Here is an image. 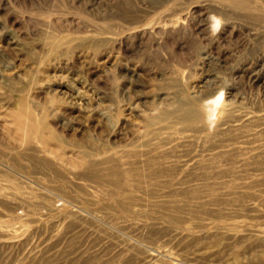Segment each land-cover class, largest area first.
<instances>
[{"label": "rangeland", "instance_id": "1", "mask_svg": "<svg viewBox=\"0 0 264 264\" xmlns=\"http://www.w3.org/2000/svg\"><path fill=\"white\" fill-rule=\"evenodd\" d=\"M0 264H264V0H0Z\"/></svg>", "mask_w": 264, "mask_h": 264}, {"label": "bare ground", "instance_id": "2", "mask_svg": "<svg viewBox=\"0 0 264 264\" xmlns=\"http://www.w3.org/2000/svg\"><path fill=\"white\" fill-rule=\"evenodd\" d=\"M25 110H26V109H24V110L22 109V113H24V112H25Z\"/></svg>", "mask_w": 264, "mask_h": 264}]
</instances>
